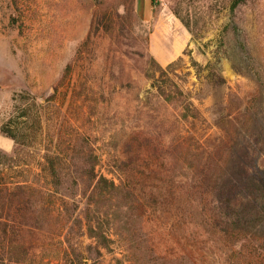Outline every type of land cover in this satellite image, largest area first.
<instances>
[{
    "label": "rangeland",
    "instance_id": "rangeland-1",
    "mask_svg": "<svg viewBox=\"0 0 264 264\" xmlns=\"http://www.w3.org/2000/svg\"><path fill=\"white\" fill-rule=\"evenodd\" d=\"M230 5L231 0H0L5 179L50 185L40 159L46 153L66 156L77 144L98 156L99 173L123 171L137 181L169 185L141 176L150 162L162 177L177 162L175 108L153 86L162 68L183 58L168 72L211 122L204 139L211 138L212 147L223 132L215 108L241 101L244 106L264 88V0H247L235 11ZM238 35L258 61L260 82L246 68L242 73L234 67V60L245 58ZM192 57L202 65L216 62L225 83L211 87L209 69L198 72ZM10 118L24 124L20 132L38 138L7 160L18 147L1 130ZM73 175L59 185L44 226L25 245L28 257L7 264H264V232H220L207 222L218 217L214 207L205 211L200 201L187 204L180 195L161 192L144 215L120 220L113 209L106 212L117 197L101 209L95 183L81 172Z\"/></svg>",
    "mask_w": 264,
    "mask_h": 264
},
{
    "label": "trees",
    "instance_id": "trees-1",
    "mask_svg": "<svg viewBox=\"0 0 264 264\" xmlns=\"http://www.w3.org/2000/svg\"><path fill=\"white\" fill-rule=\"evenodd\" d=\"M246 1L231 0V9L235 11ZM236 40L245 58L234 60V67L242 73H246V68L250 76L260 82L258 61L248 52L249 44L240 36ZM182 60L180 57L169 63L168 68L161 67L163 72L160 77L153 73L157 95L175 108V125L179 134L175 145L177 162L173 168L164 171L163 177V171L150 162L152 166L142 169L141 176L169 180V185L162 186L166 189L141 179L137 181L134 174L124 175L123 171L112 177L97 172L98 156L92 151L81 150L76 147L77 144L66 156L46 153L44 160L40 159L42 172L51 178L50 185L28 180L9 182L0 169V264L22 261L28 257L30 251L25 245L35 238L37 232L34 229L44 226L47 220L45 212L51 211L49 202L53 194L60 192L59 185L63 184L67 174L72 176L74 171L81 172L84 178L95 183L93 194L101 209L106 202H114L115 197L118 198L117 203H110L106 207V212L113 209L120 220L128 221L132 216L144 215L151 206L150 202H156L158 194L165 192L172 197L180 195L187 204L200 201L205 211L214 207L219 211L218 217L207 222L220 232L232 234L231 231L243 228L264 232V88L258 86L255 95L244 106L241 101L237 106L229 104L215 108L218 110L215 120L223 132L215 147H212L211 138L204 139L211 122L196 104L191 91L186 90L168 72V69L174 71ZM192 64L198 66V72L209 69L207 81L211 87L225 83L226 79L216 62L210 60L202 65L192 57ZM24 127L21 121L13 118L2 123L1 130L18 143L16 155H11V158L7 156V160L17 159L21 145L31 146L34 139L37 140V136L20 132ZM3 157L6 155L0 152V162L5 160ZM63 160L69 162V166H61ZM74 177L78 180V175ZM117 178L120 180L117 181ZM177 178L179 181H176ZM52 186H57V189ZM181 207L185 209V205Z\"/></svg>",
    "mask_w": 264,
    "mask_h": 264
},
{
    "label": "bare ground",
    "instance_id": "bare-ground-1",
    "mask_svg": "<svg viewBox=\"0 0 264 264\" xmlns=\"http://www.w3.org/2000/svg\"><path fill=\"white\" fill-rule=\"evenodd\" d=\"M173 23V22H172ZM175 27V26H174ZM170 33V32H169ZM175 37V36H174ZM164 38V37H163ZM170 43V42H169Z\"/></svg>",
    "mask_w": 264,
    "mask_h": 264
}]
</instances>
